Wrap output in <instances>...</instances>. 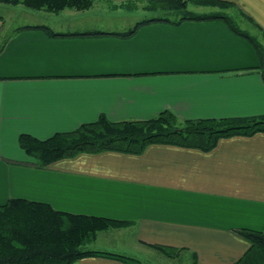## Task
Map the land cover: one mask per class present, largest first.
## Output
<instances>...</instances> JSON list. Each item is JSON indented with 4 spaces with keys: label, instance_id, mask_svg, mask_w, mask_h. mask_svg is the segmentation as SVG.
<instances>
[{
    "label": "crops",
    "instance_id": "0c3cea01",
    "mask_svg": "<svg viewBox=\"0 0 264 264\" xmlns=\"http://www.w3.org/2000/svg\"><path fill=\"white\" fill-rule=\"evenodd\" d=\"M151 1L0 15V205L20 199L122 223L101 241L112 250L92 251L139 264H237L250 248L241 231L264 233V132L207 150L150 144L46 167L19 145L21 136L44 141L101 118L264 117V62L253 44L220 19L154 17L172 12L148 9ZM228 2L221 14L264 53V0ZM248 19L255 37L241 29ZM147 21L155 22L138 26ZM73 264L124 262L98 254Z\"/></svg>",
    "mask_w": 264,
    "mask_h": 264
},
{
    "label": "trees",
    "instance_id": "16d2710c",
    "mask_svg": "<svg viewBox=\"0 0 264 264\" xmlns=\"http://www.w3.org/2000/svg\"><path fill=\"white\" fill-rule=\"evenodd\" d=\"M96 1L0 0V3L23 6L31 11L59 13L66 9L84 11ZM188 4L221 8L218 11L220 14L188 11ZM229 4L228 0H152L149 6L172 13L180 12L183 14L180 20H223L233 32L253 44L263 64L264 53L261 48L221 14ZM151 22L155 21L143 22L138 26ZM261 131L264 132V117L180 122L172 114L164 113L148 122L112 123L101 118L95 123L82 125L74 132L56 134L44 141L21 136L19 145L28 156L35 159L39 167H46L57 160L81 153L119 151L140 154L150 144H173L207 150L221 138L238 134L252 135ZM121 224L104 218L66 214L44 203L10 200L0 205V264H73L79 259L98 254L123 261L124 264H139L134 259L119 255L85 250L99 233L115 229ZM241 234L249 242L250 248L237 264H264V233L244 230Z\"/></svg>",
    "mask_w": 264,
    "mask_h": 264
},
{
    "label": "rangeland",
    "instance_id": "374dc122",
    "mask_svg": "<svg viewBox=\"0 0 264 264\" xmlns=\"http://www.w3.org/2000/svg\"><path fill=\"white\" fill-rule=\"evenodd\" d=\"M98 1V0H97ZM147 7L150 8V10L154 9V7H151L149 6V3H147ZM160 7H156V9H159ZM21 9H26L25 7H21ZM187 9L188 11H192V12H196L198 14H202V13H208V12H216V11H220L221 8H216V9H212V8H203V7H196L192 4H188L187 5ZM226 10V9H224ZM223 10V11H224ZM21 10H17V8L15 7H12V6H1L0 5V15L2 16H7V18H19L21 16V13H20ZM24 11L25 13H28L26 12L27 10H22ZM222 11V10H221ZM222 11V12H223ZM221 12V13H222ZM20 14V15H18ZM144 16H146L147 14H143ZM143 15H141L140 17H142ZM154 17H158V18H167L169 20H178L180 18H182L183 14H181L180 12H174L172 14H164L163 13H157L156 15H152ZM249 20V19H248ZM241 29L242 30H247L250 32V34L252 35V37H255L257 35V32L255 31V28L254 26L252 25V23L250 22L249 20V23L248 24H244L243 26H241ZM114 233H106L104 232L103 234H98V237L96 239V242H93L91 243L90 245H87L85 247V250L89 249V250H104V251H109V250H112V246L111 245H108V244H104V242H107L108 239H110V236L113 235ZM115 236V234H114ZM101 241H104L102 244H101ZM107 249V250H105ZM188 260H191L188 258ZM181 262L182 264H186V260L185 258L181 259ZM189 262V261H187ZM188 264V263H187Z\"/></svg>",
    "mask_w": 264,
    "mask_h": 264
}]
</instances>
